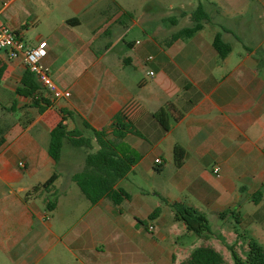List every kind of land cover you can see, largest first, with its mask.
<instances>
[{"label": "crops", "instance_id": "0c3cea01", "mask_svg": "<svg viewBox=\"0 0 264 264\" xmlns=\"http://www.w3.org/2000/svg\"><path fill=\"white\" fill-rule=\"evenodd\" d=\"M166 3L0 0V24L27 46L45 39L42 62L70 92L38 112L17 92L27 69L21 57L0 52V264H180L202 243L219 253L234 240L264 247V0H203L210 20L173 41L194 10L182 2L177 18ZM181 18L189 21L180 25ZM217 33L230 45L223 58ZM167 103L181 117L165 130L152 113ZM128 104L135 132L122 140L138 157L113 193L91 203L71 179L84 149L65 141L55 162L50 130L66 108L79 115L64 120L68 129L89 135L82 118L111 132L112 117ZM174 145L185 150L181 166ZM53 173L52 185L32 191ZM172 201L214 224L207 240L174 217ZM225 221L231 229L216 230ZM186 231L192 239L183 247Z\"/></svg>", "mask_w": 264, "mask_h": 264}, {"label": "trees", "instance_id": "16d2710c", "mask_svg": "<svg viewBox=\"0 0 264 264\" xmlns=\"http://www.w3.org/2000/svg\"><path fill=\"white\" fill-rule=\"evenodd\" d=\"M191 24L184 26L171 35V41L179 37H190L198 31L205 20H210L202 4L194 9L190 14ZM213 45L220 57H225L230 51V45L225 42L220 33L213 39ZM4 67L0 66V80ZM22 86L17 88V92L31 99V105L37 108L38 112L44 111L53 106V98L37 81L34 74L26 69L21 80ZM135 110L133 104L124 106L117 112L111 121L112 131L93 128L86 120L80 118L81 127L89 130V135H84L82 129L74 127L68 129L64 120L67 118L76 119L79 115L69 109L59 108L60 121L50 130V141L48 153L57 162L60 158L63 143L66 141L74 147L83 148L85 152L82 168L73 173L71 179L78 185L82 193L91 203L97 202L106 194L113 193L118 181L123 178L131 169L137 159V155L123 142L124 136L128 132H135L133 129ZM153 116L168 130L171 118L178 120L181 117L172 103H167L154 111ZM1 119V118H0ZM0 122V126L4 125ZM4 142L3 130L0 131V146ZM185 157V150L180 145H174L173 158L176 166H181ZM157 170H161V165ZM57 175L53 173L41 185L33 187L37 190L40 187H48L53 184ZM29 193V192H28ZM119 197H129V193L121 187H117ZM56 199L47 200L46 207L51 210L55 207ZM174 217L186 226L188 231H192L202 239L207 240L211 232L207 217L192 206L181 201L169 203ZM160 208L156 207L150 214V218L157 216ZM220 216L224 212L219 213ZM235 255V264H264V247L259 243L250 240L248 243V254L244 259ZM180 264H224L222 255L213 246L202 243L194 248Z\"/></svg>", "mask_w": 264, "mask_h": 264}, {"label": "built area", "instance_id": "2783aa9c", "mask_svg": "<svg viewBox=\"0 0 264 264\" xmlns=\"http://www.w3.org/2000/svg\"><path fill=\"white\" fill-rule=\"evenodd\" d=\"M45 44L46 40L44 39L35 46H27L15 32L0 24V52H5L9 58L21 57L26 68L34 74L39 84L53 98L69 97L70 92L56 85L50 76V69L42 62L46 55ZM155 163L160 165L162 163L161 159L156 158ZM19 164L22 165V162ZM213 172L218 176L219 166H214ZM149 228L153 229V226L150 225Z\"/></svg>", "mask_w": 264, "mask_h": 264}, {"label": "rangeland", "instance_id": "374dc122", "mask_svg": "<svg viewBox=\"0 0 264 264\" xmlns=\"http://www.w3.org/2000/svg\"><path fill=\"white\" fill-rule=\"evenodd\" d=\"M184 2V4H186V8H190L192 10H194L199 2H203V0H171V5L169 3L163 4V8L164 11L169 14V15H173L177 18H179V14L177 13V10L180 8L181 3ZM189 19L188 18H181L180 19V25L184 24V22H188ZM191 21V20H190ZM189 24H186L185 26H188ZM0 122H3V118L0 119ZM155 171H161V170H155ZM222 221V220H220ZM231 222H234V218H230ZM210 224V223H209ZM211 227L214 226V224H210ZM230 225L229 223H227V221L225 222H221L220 226L217 227L216 230L221 231V232H227L229 231ZM190 236H188L187 231L184 233L181 232V234L179 235V240L181 241V244L183 247H188L190 245L191 242ZM221 248V247H219ZM225 249H220V254L222 255L223 259H224V264H235V255L236 254L239 258L244 259L247 254H248V245L243 243L242 241H237L234 240L233 242L230 243V245H228V248L226 251H224Z\"/></svg>", "mask_w": 264, "mask_h": 264}]
</instances>
